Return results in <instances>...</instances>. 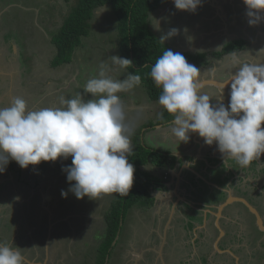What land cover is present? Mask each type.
<instances>
[{"label":"crops","instance_id":"0c3cea01","mask_svg":"<svg viewBox=\"0 0 264 264\" xmlns=\"http://www.w3.org/2000/svg\"><path fill=\"white\" fill-rule=\"evenodd\" d=\"M32 1L0 0V107L9 106L17 96L26 101L27 111L59 107L61 98L71 99L78 93L87 101L95 97L85 94L84 86L89 78L99 77L102 69L106 76L114 80H123L128 76L129 70L114 65L111 59L112 55L121 56V53L119 21L110 5L94 10L89 33L83 36L71 62L53 66L58 52L53 38L63 27L78 0H36L35 4ZM229 1L202 0L201 5L205 4L208 15L201 17L196 16L195 12L178 10L173 0H166L149 16L150 28L159 39L172 28L180 30L179 34L165 42L174 52L209 54L210 58L206 56L200 62L186 60L201 70L198 80L200 92L212 97L210 103L214 106L220 102L227 106L230 85L224 89L212 81L223 82L229 79L235 71L236 62H256L255 56L251 60L247 56L243 59L237 56L242 55L249 46V41L237 34L240 33L238 30L237 35L227 37L229 30L232 33L234 31L233 25L228 27L232 17L230 7L225 4ZM234 1L243 3V0ZM11 14L16 24L8 26ZM233 18L234 27L241 29V18L238 15ZM243 23L248 27L247 18ZM258 25L261 26L260 23ZM244 31L247 33V28ZM240 39L246 41L241 49L224 53L220 57L211 55L212 52L221 51L227 42ZM228 60H233V65L227 64ZM117 95L124 106V123L128 128L132 151L135 148V134L141 130L139 137L143 144L163 153L174 154L177 162L173 169H161L153 164L143 167L160 176L168 173V178L164 186L151 190L150 199H143L129 209L119 230L123 232L126 229V234L122 236L120 232L105 264H195V260L199 264H215L213 261L220 253L229 252L232 255L236 249L234 245H241V237L233 235L227 239L220 221L222 217L225 218V211L233 203L226 206L220 216L217 215L218 206L230 193L245 196L247 190L239 186L242 182L255 187L251 181H247V171L255 169L256 165L259 166L257 169L264 171V153L254 159L249 167H241L235 158H223L215 143L205 144L198 133L190 132V139L181 142L170 131L172 120L157 123L166 109L158 100L151 98L142 81ZM205 159L210 166L209 161L217 162L215 166L220 171L218 175L211 174L209 168L208 172L202 169ZM71 163L72 158L69 156L67 159L61 157L54 162L44 161L39 165L22 168L12 160L6 171L0 173L2 232L15 230L16 234L19 226H28L29 223L39 229L36 234L38 237L23 233V236L27 235L25 242L28 248H18L23 264H99V247L107 232L106 216L117 194H101L97 199L88 196L78 199L69 191L68 196L63 197L61 190H68L71 183H74L67 180V174L62 170ZM226 182L238 192L224 189ZM210 188L222 196L216 211L214 204H202L200 200H195V191H210ZM255 196L259 198V191ZM167 213L169 219L175 220L177 216L184 219L180 250L176 255L169 256L166 252L169 228H164L163 232L157 231L152 221L165 217ZM213 217L215 222L211 224ZM226 217L229 218V214ZM141 233L147 234L145 239L158 233L161 242L152 244L151 238H148L149 242L138 243V235ZM212 233L218 236L211 244L209 241L212 240ZM17 236L21 237L22 234ZM3 242L6 240H0V244ZM224 242L227 244L222 245ZM28 250L32 252L31 255L23 252ZM153 257L155 260L151 261Z\"/></svg>","mask_w":264,"mask_h":264},{"label":"clouds","instance_id":"9594fccd","mask_svg":"<svg viewBox=\"0 0 264 264\" xmlns=\"http://www.w3.org/2000/svg\"><path fill=\"white\" fill-rule=\"evenodd\" d=\"M250 25L264 21V0H243ZM178 10L196 12L202 0H173ZM172 28L160 37L162 43L179 34ZM123 68L132 61L119 55L111 57ZM221 88L230 85L225 106L210 103L212 97L200 92L201 70L190 64L180 52L167 49L156 60L150 76L162 88L158 103L174 116L170 131L181 142L198 133L205 144H216L226 157L248 166L264 153V63H240ZM141 83L139 75L129 73L123 80L106 76L89 78L83 92L94 99L84 101L61 98L59 107L27 111L26 101L17 96L7 107H0V173L10 161L20 167L44 161L72 158L62 170L71 183L61 190L63 197L72 192L78 199H97L101 194L128 195L134 182L135 168L128 161L132 146L125 125L124 106L117 93ZM174 155V154H173ZM165 173L164 181L168 178ZM155 187V188H159ZM20 250L0 244V264H22Z\"/></svg>","mask_w":264,"mask_h":264},{"label":"trees","instance_id":"16d2710c","mask_svg":"<svg viewBox=\"0 0 264 264\" xmlns=\"http://www.w3.org/2000/svg\"><path fill=\"white\" fill-rule=\"evenodd\" d=\"M165 1L78 0L74 10L55 37L58 52L53 66L68 63L72 60L73 53L81 44L83 36L89 33L90 20L94 10L100 6L110 5L119 21L121 56L132 61L126 68L131 74L141 77V81L148 89L152 99L159 100L162 88L156 86L150 76V71L163 52L171 48L167 44L162 43L151 30L149 16L151 12L158 9ZM245 43L246 41L241 39L232 40L227 42L221 51L212 53L214 56L220 57L224 53L241 49ZM183 55L186 59L200 62L206 58L207 53H184ZM173 119L174 116L166 110L157 123H165ZM140 132L141 130H137L135 134V148L129 156V163H132L135 168L133 186L128 195L117 194L112 201L111 208L106 216L107 232L99 247V264H105L129 209L143 199H150V193L153 188L164 186L163 176L152 173L143 167L153 164L161 169H173L177 162L174 155L160 152L143 144L139 137Z\"/></svg>","mask_w":264,"mask_h":264},{"label":"rangeland","instance_id":"374dc122","mask_svg":"<svg viewBox=\"0 0 264 264\" xmlns=\"http://www.w3.org/2000/svg\"><path fill=\"white\" fill-rule=\"evenodd\" d=\"M35 1L36 0H33L32 3L35 4ZM7 2H11V0H7ZM225 5H226V7L227 6L230 7V14L232 17L229 19V20H231V22L229 23L228 27H231L233 25L232 28H234L233 33L230 32V30H229V34L227 37L233 36V34H235V35L241 34L243 38H246L249 41V44H248L249 46L246 48V51L243 52L242 55L238 54L237 56L242 58V59L245 56H247L250 60H251V57L255 56L256 57L255 63H257V62L258 63H261V62L264 63V47H263L264 46V21L260 22L261 26H259L258 24L255 26H252L249 24V22H248V27L244 26L243 25L244 20L246 18L249 20V18L246 15L247 9H246V5L244 4V2L241 4V3H236V1H234V0H231V1L227 2ZM8 14H10V13H8ZM195 15L201 16V17L203 15L204 16L208 15L207 11H206L205 4L200 5L198 7V9L195 12ZM234 15H238V17L241 18V22H242L241 23L242 24L241 29L234 27V22H235V19L233 18ZM115 16H117V15H115ZM29 17H32V16L30 15ZM10 18H11V19H9L10 25H8V26L15 25L16 21H15L14 17L12 16V14L10 15ZM214 23H216L217 25H220L217 23V21H215ZM0 26H1V24H0ZM218 27H220V26H218ZM245 28H247V33H245V31H244ZM236 30H238L240 33L237 32V34H236ZM231 31H232V29H231ZM56 33H58V32H56ZM245 34H247V35H245ZM56 35H55V37H56ZM55 37L53 38L54 43H55ZM208 55L209 54H207L206 56L210 58V56H208ZM211 55H214V54L211 53ZM232 56H235V54ZM56 57H57V55H56ZM56 57H55V59H56ZM231 58L232 57H229V59H231ZM233 62H234L233 60H228L227 64L229 63V64L233 65ZM245 62L246 61H244V63ZM205 68H207V66H205ZM223 158H225V157H223ZM205 161H206V159H205ZM209 162L211 163V166L206 161L205 165L202 169H205V171L208 172V168H209L211 174H213L214 176L218 175L220 173V171L217 169V166H215V164L217 162H213V161H209ZM233 163H235V161H233ZM249 166H250V164L248 165V167ZM258 167L259 166L256 165L255 169H252V170L248 169L247 176H246L248 178L247 181L248 180L251 181L252 184L255 185V187H253V186H251L245 182H242L239 186H242L243 188H245L247 190V194H250L253 198L255 197V193L259 191V198H257V200H254V203L261 209L262 215L264 217V171L257 169ZM0 177H1V174H0ZM223 188L228 190V191H231V192L232 191H234L235 193L238 192L237 190L231 188L227 184V182L224 184ZM153 189H156V188H153ZM226 194H228V192ZM214 198H217L216 199L217 201H214ZM195 200L196 201L200 200L202 204H214L215 205V211H216L217 206L222 201V196H221L220 192H215L214 188H210V191H208V190H204V191L197 190V191H195ZM211 200H213V202H210ZM240 203L241 202H237V203L233 202L231 207L225 211L226 214H229L230 219L227 218L226 214L224 213L225 218H223V217L221 218L220 224H221V227L224 229L225 233L227 234V236H226L227 239H230L233 235H238L237 237H239V238L241 237L242 243H241V245L237 246L238 244L236 242L237 245H234L236 247V249L233 251L232 255L229 252L220 253L219 256H217L213 261L215 264H228V263H232V264H252V263L264 264V233L259 232V228H257L258 226L255 225L254 220H253L254 216L252 214H250L249 212H247L246 210H244V208L241 206ZM27 205L29 206V204H27ZM196 205H198V204H196ZM26 210H28V208ZM169 216H170L169 213H167V215L165 217L155 218L156 220L155 219L152 220L156 224L155 230H157V231H160V230L162 231L164 228H166V230H168V228H169V233L167 235V251H166L168 256L170 254L176 255L177 251L180 250L179 242H181V240H182L181 233L183 232L182 224H183V220H184V219L182 220V217H180V216H177L175 220L173 218L169 219ZM1 217H2V215L0 216V218ZM126 218H127V215H126ZM19 221H22V220L20 219ZM30 222H31V220H30ZM126 222H127V220H126ZM213 222H215L214 217L211 219V224ZM222 224H223V226H222ZM22 226L25 228H23ZM22 226H19V231L16 232V234H15V230H10L9 232L8 231L2 232L3 230H1V228H0V240L1 241L6 240V242H3V244L4 245H10V247H12V248H19L20 249V247H21L24 250L28 249L27 244L25 242V240H26L25 238L27 237V235L25 234L23 236V233H27L30 236L34 235L35 237H38L36 234L39 233V231H38L39 229L37 227H35L32 223H29L28 226H25V224ZM126 226H128V224H126ZM137 229L140 230L139 225H137ZM170 230H172L174 233H172ZM145 231L147 232V229H145ZM120 232L121 231H119V235H120ZM141 232H143V231H141ZM20 233L22 234V236L21 237L17 236V235H20ZM124 234H126V229H124L123 232H121L122 236ZM127 234H128L127 235V237H128L129 233H127ZM212 234H213L212 240L209 241L211 244H212L214 238H216L218 236V234L217 235L215 233H212ZM145 236H147V234L141 233L140 235H138V240H137L138 243L149 242L148 238H151L152 244H154V243L159 244L161 242V238H160V235L158 233H154L153 235L148 236V238H146V239L144 238ZM123 241H126V239H124ZM226 244H227L226 242L222 243V245H226ZM23 252H27L28 255L32 254V252L30 250L23 251ZM206 253H208V252H206ZM154 257H156V256H154ZM154 257L152 258L151 261L155 260ZM195 264H199L198 261L195 260Z\"/></svg>","mask_w":264,"mask_h":264},{"label":"water","instance_id":"95a60500","mask_svg":"<svg viewBox=\"0 0 264 264\" xmlns=\"http://www.w3.org/2000/svg\"><path fill=\"white\" fill-rule=\"evenodd\" d=\"M227 80H225V81H227ZM212 82H215V84H218V85H220L222 83L219 81H212ZM233 202H241L244 205H246L247 208L250 210V212L256 216V223H257L259 230L264 232V218H263V216L261 215L260 211L251 202H249L245 197L236 196V195L230 193L228 195L227 199L218 206L217 215L220 216L222 210L226 206L232 204Z\"/></svg>","mask_w":264,"mask_h":264},{"label":"flooded vegetation","instance_id":"af4514ba","mask_svg":"<svg viewBox=\"0 0 264 264\" xmlns=\"http://www.w3.org/2000/svg\"><path fill=\"white\" fill-rule=\"evenodd\" d=\"M243 197H245L249 202H251L259 211H260V213H261V215H262V211H261V209L254 203V198H257L256 196L253 198L250 194H245V196H243ZM241 204V206L244 208V210H246L247 212H249L250 214H252L251 212H250V210L247 208V206L246 205H244L243 203H240ZM254 217V223H255V225H257V223H256V216L254 215V214H252ZM263 216V215H262ZM264 218V217H263ZM258 228V227H257ZM259 232H261V233H264L263 231H260L259 230Z\"/></svg>","mask_w":264,"mask_h":264},{"label":"built area","instance_id":"2783aa9c","mask_svg":"<svg viewBox=\"0 0 264 264\" xmlns=\"http://www.w3.org/2000/svg\"><path fill=\"white\" fill-rule=\"evenodd\" d=\"M165 178H167V177L165 176Z\"/></svg>","mask_w":264,"mask_h":264}]
</instances>
